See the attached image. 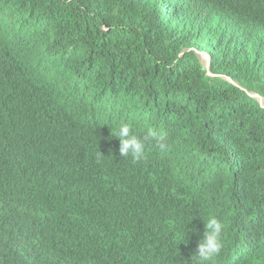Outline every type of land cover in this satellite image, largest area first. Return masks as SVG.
I'll list each match as a JSON object with an SVG mask.
<instances>
[{"label": "trees", "instance_id": "1", "mask_svg": "<svg viewBox=\"0 0 264 264\" xmlns=\"http://www.w3.org/2000/svg\"><path fill=\"white\" fill-rule=\"evenodd\" d=\"M191 46L264 95V0H0V216L62 221L52 264H200L210 214L220 260L264 264V107ZM121 122L169 147L125 160ZM34 238L0 240V264Z\"/></svg>", "mask_w": 264, "mask_h": 264}, {"label": "clouds", "instance_id": "2", "mask_svg": "<svg viewBox=\"0 0 264 264\" xmlns=\"http://www.w3.org/2000/svg\"><path fill=\"white\" fill-rule=\"evenodd\" d=\"M187 50H194L198 54L202 62L201 64L206 69L208 75L213 77H221L228 81L233 80L239 85L232 82L233 84L245 89L249 95L250 93H259L257 91L243 87L237 80H235L230 75L213 72L210 64L212 61V55L207 50H202L195 46H191L185 48L181 55L187 52ZM205 54L209 55V63L207 64H205L206 57L203 56ZM210 71L215 75L209 74ZM259 94L262 96L261 102L258 98L254 96L252 97L256 98L260 105L264 107V95H262L261 93ZM111 131L115 137L119 138L118 154L125 160L133 159L134 161H140L142 159H145V145L146 143H150L152 141H155L160 151H165L169 147L167 133L158 132L156 129L151 127L146 130V133L142 138L141 136H138L136 134L130 122H121L118 129H116L114 132L111 129ZM66 133L67 131H65V134ZM78 147L80 149H83V145L81 142H79ZM62 149L63 151L60 150L59 153V159L64 157H66L67 159L70 158L73 162V166L78 171L85 168L81 165V162L76 161V155L73 153L72 150L70 151L69 148ZM101 156H103L102 152L97 157V159L99 160ZM72 162H70V164H72ZM155 194L151 197H147L148 195L143 196V198L146 197L147 199L153 200L155 198ZM8 202L12 203L11 205L13 206L22 205V202L18 201L17 199ZM32 216L33 217L31 218V220L28 217L25 218V215L20 211H11L0 216V240L10 241V237L19 236L23 234H26L32 238H34L33 235L37 236V238L34 239L37 241L38 244L31 246V249H29V255L31 257L29 260H25L21 256L16 258H11L8 256V258L6 257L7 262H9V264H52L53 261L57 263L58 254L56 252V244L54 245V243L52 242L53 239H51V237H53L56 233L60 231L63 222L57 220V218L51 217L44 208L37 210L36 213ZM45 217L46 219L43 222ZM203 219L205 222V230H202L201 234L194 241L195 247L192 253L193 259L199 260L200 264H234L232 263V260L222 261L219 259V255L222 253L223 250V242L221 238L224 229L223 222L217 216L212 214H210L207 219H205L204 217ZM34 220L46 226L45 230L49 233V238L46 239L44 237H40L39 233L35 231L36 227L34 225ZM71 229L72 227L70 226L68 230L72 231ZM48 242L49 246L43 249V246ZM78 244L81 248H85L84 243Z\"/></svg>", "mask_w": 264, "mask_h": 264}, {"label": "water", "instance_id": "3", "mask_svg": "<svg viewBox=\"0 0 264 264\" xmlns=\"http://www.w3.org/2000/svg\"><path fill=\"white\" fill-rule=\"evenodd\" d=\"M209 74H211V75H215V74L212 73L211 71L209 72ZM230 81L233 82V83H235V84H237V85H239L237 82H235V81H233V80H230ZM249 93H250V92H249ZM250 95H251V96H254V97H256V98H258L259 101L261 102L262 96H261L259 93H250Z\"/></svg>", "mask_w": 264, "mask_h": 264}, {"label": "bare ground", "instance_id": "4", "mask_svg": "<svg viewBox=\"0 0 264 264\" xmlns=\"http://www.w3.org/2000/svg\"><path fill=\"white\" fill-rule=\"evenodd\" d=\"M204 57H206V63L205 64H207V63H209V55L208 54H205V55H203ZM200 181V180H199Z\"/></svg>", "mask_w": 264, "mask_h": 264}]
</instances>
